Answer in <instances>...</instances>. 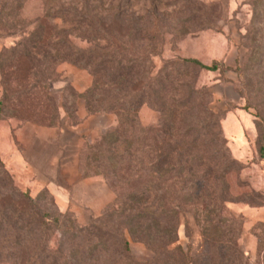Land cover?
I'll return each instance as SVG.
<instances>
[{"label": "rangeland", "instance_id": "rangeland-1", "mask_svg": "<svg viewBox=\"0 0 264 264\" xmlns=\"http://www.w3.org/2000/svg\"><path fill=\"white\" fill-rule=\"evenodd\" d=\"M84 1L0 0V57L4 66L0 70V102L4 103L0 123L13 121L19 127L34 125L39 129V138L23 148L48 183L34 179L21 187L14 181L22 192L46 200L53 211L72 214L82 227L106 211L120 208L127 202L126 194L139 182L140 187L150 186L158 177L153 168H164L166 153L178 146L162 136L159 126L163 115L148 105L138 111L132 133H124L131 128L122 125L115 112L101 111L123 105L113 92V96H104L98 91L93 108L98 112H91L84 95L100 76L68 62L44 58L46 53L54 54L57 30H72L75 46L89 47L79 38L81 26L72 14L64 19L46 17L61 8L81 10ZM87 1L99 16L117 11L143 15L152 9L165 14L168 21L159 25L156 51L160 56L154 58L153 72L159 76L163 66L172 62L167 69L172 84L165 85V105L175 112L181 129L185 112L182 99L188 85L203 91L201 103L220 121L227 151L221 145L218 151L228 157L229 171H233L224 179L229 198L226 217L238 229V239L236 235L226 236L219 240L221 248H215L212 240L216 237L203 233L204 213L189 207L181 216L177 244L190 256L203 253L206 264H264V0ZM40 26L45 36L50 35V42L52 39L45 47L33 40ZM18 45L19 55L14 62L17 53L14 56L13 52ZM184 59H196L207 66L218 63V70L208 72L185 66L181 63ZM164 81L161 74L159 82ZM24 89L30 90V95L16 98ZM118 130L121 136L116 135ZM23 135L31 141L30 131ZM128 138L135 154L127 148ZM204 150L190 151L183 162L184 171H210L212 148ZM129 155L133 157L127 164ZM214 163L224 171L222 158ZM7 169L13 178L17 175V171ZM171 203L172 200L169 205L173 207ZM126 236L130 248L126 257L120 255L118 240L111 236L103 240L109 253L98 251L90 259L86 256L89 252L84 254L80 248L81 241L68 242L65 247L69 250H60L59 232L51 237L50 247L54 252L62 251L63 255H53L58 264H142L153 257L152 249L141 237ZM229 238L236 239V251H231ZM42 256L33 264L49 260ZM0 264L14 262L0 256Z\"/></svg>", "mask_w": 264, "mask_h": 264}, {"label": "trees", "instance_id": "trees-1", "mask_svg": "<svg viewBox=\"0 0 264 264\" xmlns=\"http://www.w3.org/2000/svg\"><path fill=\"white\" fill-rule=\"evenodd\" d=\"M67 14L76 18L82 30L79 38L89 47H76L72 41V30H57L54 35V54L46 53L44 58L68 62L90 71L95 77L100 76V80L96 79L92 88L84 95L86 106L91 112H98L93 109L98 91L104 96L114 94L123 105L115 107L117 109L109 107L101 111L115 112L122 125L126 124L131 128L121 131L132 133L138 111L148 105L163 115L159 126L162 136L172 139L178 146L166 153L164 168L158 171L153 168L158 177L150 182V186L140 187L139 182L132 192L126 194L127 202L120 208L106 211L104 216L85 227L79 226L72 214L53 211L46 200L33 198L29 192H22L0 158V256L14 264H33L45 254L42 258L49 260L43 264H58V259L53 255H63L60 250H69L65 247L66 243L81 241L79 246L84 254L89 252L86 256L90 259L98 251L109 253L103 240L111 236L118 240L120 255L126 257L130 252L126 236L129 234L141 237L152 249L153 257L142 264H206L203 253L190 256L189 252L177 244L181 216L189 207L200 208L205 217L203 233L216 237L212 241L217 249L221 248L219 240L226 236L236 235L238 239V229L230 225L226 217L229 198L224 179L233 171H229L228 157L222 156L218 151L221 146L227 151L226 140L222 136L218 117L201 103L205 97L203 91L185 85L187 94L182 99L185 112L182 115L184 126L181 129L177 127L175 112L164 103L165 85L172 84L167 73L172 62L163 66L159 76H154L153 72L154 58L160 56L156 51L157 35L161 31L159 25L167 22L168 17L155 9L143 15L117 11L99 16L92 12L87 0L81 10L61 8L46 17L64 19ZM39 31L38 36L33 38L34 44L38 42L44 47L50 45V35L45 36L41 26ZM18 49L19 45L13 52L14 56ZM18 55L19 52L14 62ZM1 62L0 57V70H3ZM181 63L208 72H216L219 66L218 63L207 66L196 59H184ZM161 74L165 77L163 85L159 82ZM30 93V90L24 89L16 94V98L23 99ZM4 99H7L6 91ZM2 109L3 101L0 102V113ZM115 133L120 136L122 134L120 130ZM107 138L105 137L106 140ZM129 138L125 139V143L132 154H135L134 144ZM201 147L212 148L210 171L201 174L184 171L183 162L190 151L195 149L201 152L204 150ZM261 152L264 154V148ZM132 157L129 155L127 164ZM218 158L223 159L224 171H219L214 163ZM144 197L146 198L143 199ZM151 198L152 204L149 203ZM171 200L173 207L169 205ZM55 232L61 234L62 240L59 242L60 250L56 252L50 247V239ZM95 240L99 243L94 244ZM227 242L230 243L231 251H236V239L229 238ZM70 255L74 258L73 253Z\"/></svg>", "mask_w": 264, "mask_h": 264}, {"label": "crops", "instance_id": "crops-1", "mask_svg": "<svg viewBox=\"0 0 264 264\" xmlns=\"http://www.w3.org/2000/svg\"><path fill=\"white\" fill-rule=\"evenodd\" d=\"M27 130L32 135L30 142L23 135V132ZM34 138H39V129L34 125L19 127L13 121L0 123V158L10 171H17L14 179L21 187L25 186L24 182L33 181L34 179L38 183H48L45 175L40 172L41 169L32 164L27 157V150L24 149L31 144ZM43 140L45 139H42V142H44ZM12 161L16 162L17 165L14 166Z\"/></svg>", "mask_w": 264, "mask_h": 264}]
</instances>
